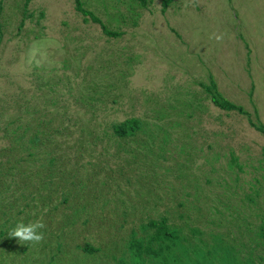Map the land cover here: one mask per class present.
<instances>
[{"label": "rangeland", "instance_id": "1", "mask_svg": "<svg viewBox=\"0 0 264 264\" xmlns=\"http://www.w3.org/2000/svg\"><path fill=\"white\" fill-rule=\"evenodd\" d=\"M25 1L2 0L0 264H119L162 216L264 255V134L199 85L264 122V0H84L118 38L74 0ZM37 219L41 243L9 237Z\"/></svg>", "mask_w": 264, "mask_h": 264}, {"label": "trees", "instance_id": "2", "mask_svg": "<svg viewBox=\"0 0 264 264\" xmlns=\"http://www.w3.org/2000/svg\"><path fill=\"white\" fill-rule=\"evenodd\" d=\"M30 1H25V9ZM74 1L75 9L83 16L84 22L88 23L92 21L99 24L103 33L108 37L118 38L124 34L121 29L109 28L106 22L95 11L85 7L84 0ZM137 1L142 7H149L154 0ZM172 1L162 0L161 10L163 13L168 10ZM2 10L3 3L1 0L0 32ZM41 16H44V12L41 13ZM23 24L24 21H22L20 26ZM199 85L205 89L215 106L246 116L249 124L264 134V122L260 119L258 109L255 107L254 113H252L244 105L225 96L219 89V85L213 74H210L209 82L201 81ZM249 96L254 104L253 86L249 92ZM140 128L141 120L137 117H131L113 125L115 134L120 137L134 135ZM237 160V156L232 154V162L236 164L238 162ZM143 229L145 230V235L137 236L134 234L130 241L129 249L131 259L125 258L119 264H264V255L255 251L256 249L254 247H251L248 251H243L235 243L226 242V236L223 234L217 233L214 244L205 249V247L193 241V237L182 235L179 229L172 225L166 216L156 219L151 218L148 223L143 225ZM192 229L196 236L203 233L199 227ZM261 230L262 232L258 234L259 238H255L256 245H262L264 243V224L261 225ZM198 237L195 240H204ZM83 248L90 253L98 250L89 244H86Z\"/></svg>", "mask_w": 264, "mask_h": 264}, {"label": "clouds", "instance_id": "3", "mask_svg": "<svg viewBox=\"0 0 264 264\" xmlns=\"http://www.w3.org/2000/svg\"><path fill=\"white\" fill-rule=\"evenodd\" d=\"M45 224L42 219H37L27 224L18 223L15 228L8 232L9 237L18 238L21 244L36 245L43 241Z\"/></svg>", "mask_w": 264, "mask_h": 264}]
</instances>
